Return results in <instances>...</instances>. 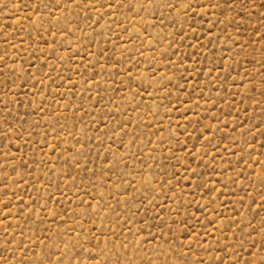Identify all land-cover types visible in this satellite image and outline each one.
Returning <instances> with one entry per match:
<instances>
[{"label": "rangeland", "instance_id": "obj_1", "mask_svg": "<svg viewBox=\"0 0 264 264\" xmlns=\"http://www.w3.org/2000/svg\"><path fill=\"white\" fill-rule=\"evenodd\" d=\"M0 264H264V0H0Z\"/></svg>", "mask_w": 264, "mask_h": 264}]
</instances>
